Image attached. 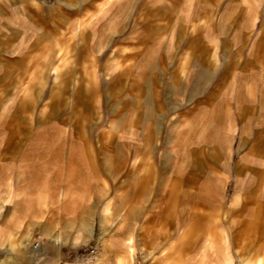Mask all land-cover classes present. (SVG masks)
Listing matches in <instances>:
<instances>
[{"label": "rangeland", "instance_id": "374dc122", "mask_svg": "<svg viewBox=\"0 0 264 264\" xmlns=\"http://www.w3.org/2000/svg\"><path fill=\"white\" fill-rule=\"evenodd\" d=\"M88 247L264 264V0H0V264Z\"/></svg>", "mask_w": 264, "mask_h": 264}, {"label": "crops", "instance_id": "0c3cea01", "mask_svg": "<svg viewBox=\"0 0 264 264\" xmlns=\"http://www.w3.org/2000/svg\"><path fill=\"white\" fill-rule=\"evenodd\" d=\"M203 126H204V128L205 127L208 128V127L211 126V123H209L208 121L207 122L205 121ZM206 188H207V190H209L208 186ZM207 201L210 202V203H214V205L216 203L215 199L208 198V195H207ZM145 228L148 229V226L146 224H144V223H139L138 224L137 222L135 224L131 223V226H130V229H134V232L133 233L131 232L130 235L134 234V235H132V237L135 238V240L137 241V245L139 246V248H142V246L145 245V244H150V242L147 243L146 242L147 239L144 238L143 230ZM151 229H154V231H151L149 233L150 234V238L153 241H156L157 240V232H156L157 226H151ZM147 236H148V233H146L145 237H147ZM129 243H130V246L128 247V239L125 238L124 256H133V254L131 252V248H132L131 247V241H129ZM151 244H152V242H151ZM153 244L156 246L155 243H153Z\"/></svg>", "mask_w": 264, "mask_h": 264}, {"label": "built area", "instance_id": "2783aa9c", "mask_svg": "<svg viewBox=\"0 0 264 264\" xmlns=\"http://www.w3.org/2000/svg\"><path fill=\"white\" fill-rule=\"evenodd\" d=\"M97 254H98V250L96 247H88L81 254V259L83 260V262L87 264L92 263L96 259Z\"/></svg>", "mask_w": 264, "mask_h": 264}]
</instances>
